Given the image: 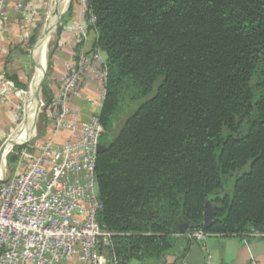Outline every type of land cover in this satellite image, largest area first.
Listing matches in <instances>:
<instances>
[{
    "label": "trees",
    "instance_id": "trees-1",
    "mask_svg": "<svg viewBox=\"0 0 264 264\" xmlns=\"http://www.w3.org/2000/svg\"><path fill=\"white\" fill-rule=\"evenodd\" d=\"M86 10L107 71L95 161L107 264L180 260L196 231L264 238V0H87ZM42 94L47 104L55 91Z\"/></svg>",
    "mask_w": 264,
    "mask_h": 264
},
{
    "label": "built area",
    "instance_id": "built-area-1",
    "mask_svg": "<svg viewBox=\"0 0 264 264\" xmlns=\"http://www.w3.org/2000/svg\"><path fill=\"white\" fill-rule=\"evenodd\" d=\"M6 1L0 0V47ZM86 1L78 0L81 18L72 25L61 82L54 97L39 105L46 131L21 152L16 171L0 178V264H107L112 233L97 221L102 204L95 175L107 71L103 53L85 49L95 22ZM24 6L25 0H15L18 13ZM90 83L95 96H83L81 89ZM19 92L0 72V106L14 108ZM72 100L86 105L88 114L72 109ZM210 236L196 231L188 237L201 243Z\"/></svg>",
    "mask_w": 264,
    "mask_h": 264
},
{
    "label": "crops",
    "instance_id": "crops-1",
    "mask_svg": "<svg viewBox=\"0 0 264 264\" xmlns=\"http://www.w3.org/2000/svg\"><path fill=\"white\" fill-rule=\"evenodd\" d=\"M53 1V0H52ZM40 0H25V6L22 13H18L15 10V0L6 1V15L7 21L5 23V30L2 35L1 47H0V72H10V44L17 36L20 24L25 23L26 17L29 16L30 12L37 8ZM60 8L64 5L62 0L59 1ZM72 13L70 19L63 26L58 47L52 56V68L49 70L50 81L53 85L51 89L56 91L59 83L61 82L62 76L65 71V64L67 58L70 55V49L67 45L68 41L72 37V25L75 21L81 18L80 6L76 1V4L71 5ZM59 8V10H61ZM60 12V11H59ZM62 15V13H61ZM17 32V33H16ZM93 37L90 36L85 43V49L90 51L93 47ZM95 87L93 84H87L83 87L80 93L83 96L94 97ZM74 110H80L83 115L88 114L87 106L78 100H72L69 103ZM7 107L0 106V120L6 117ZM184 261L188 264H264V238L250 234L247 237L237 236H210L205 242H194L185 252L184 256L180 260H176L174 257H166L160 260H149L142 263L137 261H131L129 264H179Z\"/></svg>",
    "mask_w": 264,
    "mask_h": 264
},
{
    "label": "rangeland",
    "instance_id": "rangeland-1",
    "mask_svg": "<svg viewBox=\"0 0 264 264\" xmlns=\"http://www.w3.org/2000/svg\"><path fill=\"white\" fill-rule=\"evenodd\" d=\"M59 1L60 0H40L37 8L35 7V10L29 13L27 20L24 21L25 23L20 24V29L18 30V33L16 32L17 36L14 37L15 39L12 40V44H10L11 48L9 58L12 67L10 72L20 77L21 82L25 85V89L19 90L22 93L19 92L17 94L13 105L14 108H11L10 110L8 109L6 117L0 120V147L2 146L0 148V155L7 146V141L11 137L15 136L20 130L21 126L27 122V113H25L26 93L29 86L35 83L33 76L36 66L39 64L41 59V53H46L47 57L46 62L43 65V72L39 76L41 77L43 75L42 85L39 92L40 103H45L42 92H46L48 87L51 89L53 86L50 81L48 64L49 58L52 54V51H54L57 41H59L57 39L58 30H62L63 26L70 19V5L73 3L76 4V1L78 2V0H69L68 3V0H62V2H64L63 4L67 7L66 10L62 12V15H60L58 21L55 22L56 24H54V31L52 33V37L50 38V32H52L51 30L53 29L52 11L56 5L61 4ZM59 11L60 10H58V14ZM35 48L36 57L34 53ZM22 109H24V114ZM44 125L45 121L43 116V108L40 106L32 131L35 132L32 133L29 138L20 142L18 145L13 147L11 146V148L5 152L4 161L1 159L0 168H2L3 175L0 174V178L12 175L16 171L21 152L27 150L29 146H33L34 144L38 143L37 140L40 137L39 133Z\"/></svg>",
    "mask_w": 264,
    "mask_h": 264
},
{
    "label": "bare ground",
    "instance_id": "bare-ground-1",
    "mask_svg": "<svg viewBox=\"0 0 264 264\" xmlns=\"http://www.w3.org/2000/svg\"><path fill=\"white\" fill-rule=\"evenodd\" d=\"M68 3H69V0H68ZM67 3V5H68ZM60 5V4H58ZM48 15V14H47ZM57 17V16H56ZM55 22H56V18H55V15H53L52 17V25H53V29L51 30L52 32H50V38L52 37V33L54 31V27H55ZM41 56V59L39 61V64L36 66V69H35V73H34V76H33V80L35 83L31 84L29 86V88L27 89V93H26V99H25V113H27V122H25L20 130L18 131V133L11 137L7 142V146L5 147L3 153L0 155V161L1 159L4 161V157H5V152L11 148V146H13L14 144L16 143H20L24 140H26L27 138L30 137V135L34 132L33 131V123L36 119V116L39 112V109H40V104H39V99L37 98V86H38V82H39V77L42 72H43V65L44 63L46 62V53H41L40 54ZM33 82V81H32ZM23 110V114H24V109ZM0 174L3 175V172H2V168H0Z\"/></svg>",
    "mask_w": 264,
    "mask_h": 264
},
{
    "label": "water",
    "instance_id": "water-1",
    "mask_svg": "<svg viewBox=\"0 0 264 264\" xmlns=\"http://www.w3.org/2000/svg\"><path fill=\"white\" fill-rule=\"evenodd\" d=\"M60 8V5H56L54 10L52 11L53 12V15H55V18H56V22L58 21V19L60 18V15H58V10ZM57 16V17H56ZM56 24V23H55ZM38 42V41H37ZM37 45V43H36ZM44 74V73H43ZM42 80H43V75L41 76L39 82H38V88H37V98H39V92H40V88H41V85H42ZM39 103H40V100H39ZM34 124H35V121L33 123V127H34ZM19 143H16L14 144L13 146L15 145H18ZM12 146V147H13ZM1 150V149H0ZM104 150V146L102 145H98L97 146V149H96V155L100 154L102 151ZM214 217H215V210L214 208L209 204V203H206L205 204V207H204V212H203V216H202V228L203 230L207 231L210 226L213 224L214 222ZM187 225H182L180 228H179V232L180 233H183L184 230L186 229Z\"/></svg>",
    "mask_w": 264,
    "mask_h": 264
}]
</instances>
